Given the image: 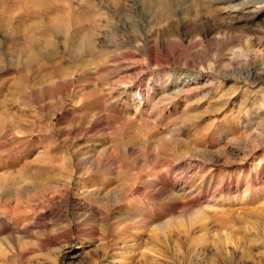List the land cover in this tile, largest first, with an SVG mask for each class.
Returning a JSON list of instances; mask_svg holds the SVG:
<instances>
[{
  "label": "rangeland",
  "instance_id": "rangeland-1",
  "mask_svg": "<svg viewBox=\"0 0 264 264\" xmlns=\"http://www.w3.org/2000/svg\"><path fill=\"white\" fill-rule=\"evenodd\" d=\"M263 4L0 0V264H264Z\"/></svg>",
  "mask_w": 264,
  "mask_h": 264
},
{
  "label": "bare ground",
  "instance_id": "bare-ground-1",
  "mask_svg": "<svg viewBox=\"0 0 264 264\" xmlns=\"http://www.w3.org/2000/svg\"><path fill=\"white\" fill-rule=\"evenodd\" d=\"M252 2H253V1H252ZM257 2H258V1H257ZM241 3H242V2H241ZM50 4H51V3H50ZM247 4H248V3H247ZM263 5H264V4H263ZM263 5H262V6H263ZM72 11H73V10H72ZM72 16H73V15H72ZM75 16H76V15H75ZM76 17H77V16H76ZM75 19H76V18H75ZM68 20H69V19H68ZM68 20H67V21H68ZM70 21H72V20H70ZM63 22H64V21H63ZM68 23H69V22H68ZM53 26H54V25H53ZM57 27L59 28L60 26H57ZM67 27H68V26H67ZM55 29H57V28L55 27L54 30H55ZM56 31H57V30H56ZM57 33H60V32H57ZM35 42H36V41H35ZM29 44H30V43H29ZM69 44H70V43H69ZM71 44H72V43H71ZM26 47H27V46H26ZM50 47H51V46H50ZM25 49H26V48H24V50H25ZM28 49L31 50L30 48H28ZM32 49H33V47H32ZM26 50H27V49H26ZM39 56H40V55H39ZM29 62H30V61H29Z\"/></svg>",
  "mask_w": 264,
  "mask_h": 264
}]
</instances>
